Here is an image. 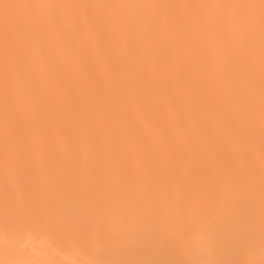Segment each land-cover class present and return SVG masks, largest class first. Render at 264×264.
<instances>
[{"label":"bare ground","instance_id":"1","mask_svg":"<svg viewBox=\"0 0 264 264\" xmlns=\"http://www.w3.org/2000/svg\"><path fill=\"white\" fill-rule=\"evenodd\" d=\"M262 99L261 0H0V264H264Z\"/></svg>","mask_w":264,"mask_h":264},{"label":"snow or ice","instance_id":"2","mask_svg":"<svg viewBox=\"0 0 264 264\" xmlns=\"http://www.w3.org/2000/svg\"><path fill=\"white\" fill-rule=\"evenodd\" d=\"M18 7H27V8H40V7H52V8H58L62 7V5H50V6H44V5H12V4H4L3 5V21L5 25V31H6V36L9 28L14 24L15 22V17L13 16L11 10L18 8ZM153 8H160L162 6L160 5H153ZM238 7H243L247 9H252L254 8L253 5H241ZM44 23L43 18H36L33 21L32 24V29H33V34L35 36H39V29L41 24ZM52 24L56 23L55 18H52L51 20ZM261 32H262V37H264V0H261ZM42 54V49H38L36 55L39 57V55ZM21 57L20 54L12 49L9 45V42L6 38L5 40V67H6V83H5V100L6 103L8 101V96H9V84H8V75H7V70L8 66L11 65H18L20 63ZM15 94L18 96L19 95V88L17 87L15 90ZM262 148H261V154H262V159H264V99H262ZM185 143L187 144V138H185ZM233 143V151L235 153V158L237 162L239 163L240 161L243 160V158L246 156L247 152L251 149L252 147V139L251 137H247L243 140L241 139H236ZM14 164V155L13 151H7L5 155V160H4V167L6 171L11 170ZM239 169L237 170V175H238ZM236 178L235 175L232 174H226L220 177L218 181V192L223 193L225 196H227L232 189L233 186V181ZM39 223V222H37ZM211 228V223H207L205 225V229L208 230ZM147 264V262H145ZM239 264H254L252 260H245L239 262Z\"/></svg>","mask_w":264,"mask_h":264},{"label":"rangeland","instance_id":"3","mask_svg":"<svg viewBox=\"0 0 264 264\" xmlns=\"http://www.w3.org/2000/svg\"><path fill=\"white\" fill-rule=\"evenodd\" d=\"M128 140H129V138L128 139H125V140H120V141L118 140V142H116V144L112 143V144L108 145L104 149V151L102 152V158H103L104 164H107V162L110 159L109 157L111 156V154H114V155L116 154V155H119V156H124L125 153H123V152H125L126 149H127L126 145H127ZM32 154H33L34 160H35V158H38V156H39V158L43 162H45L44 164H46V162L48 161V160H46V159H48L47 151L46 150H43L41 152H36L34 150V151H32ZM55 155H56V153H54L53 155H51V160L54 159ZM164 173H165V177L169 174L167 170ZM158 177H159V175L157 176V178ZM131 179H132V176L129 174V176L127 177L126 180L129 181ZM154 182L156 183V186L158 187L159 186V184H158L159 181L158 182L157 181H154Z\"/></svg>","mask_w":264,"mask_h":264}]
</instances>
